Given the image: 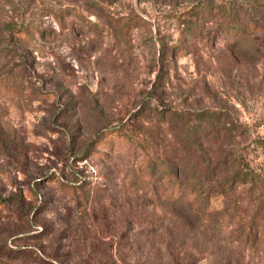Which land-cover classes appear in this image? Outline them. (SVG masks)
Returning <instances> with one entry per match:
<instances>
[{"label": "rangeland", "instance_id": "1", "mask_svg": "<svg viewBox=\"0 0 264 264\" xmlns=\"http://www.w3.org/2000/svg\"><path fill=\"white\" fill-rule=\"evenodd\" d=\"M201 1L0 0V264H264V227L242 242L264 186L236 179L264 177V58L210 15L194 35ZM149 156L196 173L207 218L151 196L173 183L151 184Z\"/></svg>", "mask_w": 264, "mask_h": 264}, {"label": "trees", "instance_id": "2", "mask_svg": "<svg viewBox=\"0 0 264 264\" xmlns=\"http://www.w3.org/2000/svg\"><path fill=\"white\" fill-rule=\"evenodd\" d=\"M257 7L258 9H264V3ZM195 8L196 11L201 9V15L199 17L200 24H193L191 29V32L194 35L201 33L199 30L203 29L201 23L204 21V16L210 15L212 17V22L217 28L215 30L216 32H223L224 34L233 37L236 40L234 41L236 47L242 46V44L246 43L243 48L244 53L254 50L257 55L264 58V18L256 14L257 11L254 10V7L251 8V11H246L241 6L236 5H228V7L219 6L217 7L219 10L215 12L213 6L211 4H204L203 0L200 4L196 5ZM8 31L10 32V37L17 40L22 41L23 39L30 38V31L24 29L15 31L14 27L11 26L8 28ZM120 136L121 133L110 134L108 135L109 138L105 141L106 143H103L104 140H102V145L101 143L100 145L106 146L105 148H107L108 144L113 142L114 137L119 138ZM148 165L152 180L151 184H153V179L156 176V173H163L161 179L164 184L173 183L172 190L165 188L164 190H160L162 192H159V188H157V190L152 189L150 194L153 198H162L164 201L171 203V205L175 206L178 212L182 213L189 220L208 217L211 210L210 201L214 195H212L211 190L204 191L203 183L198 184V181L196 180L198 177L195 172L185 176L180 169L178 171L176 168V170L173 171L166 165L164 167L163 162H158L157 159H154L151 156H149ZM236 179L244 186H248V184L251 185L252 187L248 188V190L252 191L254 194H259L258 191L260 192V188L264 186V177L248 168H245L244 171H241V173L236 175ZM49 182L61 183V178L59 179L55 176L54 179ZM220 185H228V190L231 188L229 184L224 182L220 183ZM224 186H222L224 190H227ZM90 192L91 191H88V194H90ZM219 192L222 194V191ZM242 203L243 202H241V204ZM253 208L252 219L250 223L245 225L244 233L242 235V242L248 249H254L258 245V230L261 226L264 227V198H262V201H259V203H254ZM239 209H241V207L238 205V200H234L233 204L219 212V218L221 220L235 218V216H237L236 213H239ZM37 234L42 236L43 232L41 231ZM36 238L43 239L44 237ZM17 252L20 259L31 258V256H33L28 248L18 249L16 251V256L18 255ZM7 253H9V251ZM167 253L168 251H166V254ZM34 255V260L37 264H47L48 260H45L43 256L36 253H34Z\"/></svg>", "mask_w": 264, "mask_h": 264}]
</instances>
